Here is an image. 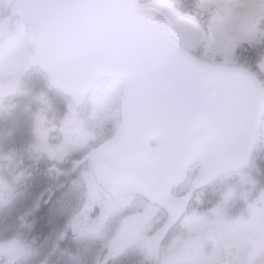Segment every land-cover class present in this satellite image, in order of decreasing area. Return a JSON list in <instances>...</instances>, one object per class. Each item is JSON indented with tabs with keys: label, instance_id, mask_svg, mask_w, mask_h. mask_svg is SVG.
Listing matches in <instances>:
<instances>
[{
	"label": "water",
	"instance_id": "1",
	"mask_svg": "<svg viewBox=\"0 0 264 264\" xmlns=\"http://www.w3.org/2000/svg\"><path fill=\"white\" fill-rule=\"evenodd\" d=\"M12 12L38 27L39 56L49 53L46 42L53 43L48 44V49L51 51L52 47L55 53L53 57L47 55L46 62L55 63L64 79L74 82V86L87 85L105 74L128 78L126 91H133L128 97L133 112L123 121L148 127L159 123L161 135L174 142L172 146L177 145L165 159L175 177L169 180V185L181 181L185 166L203 157L206 145H212V149L201 176L194 179L196 183L217 170L241 167L248 160L264 93L261 84L246 68L210 67L197 62L148 20L137 0H17ZM189 65L195 66V71ZM186 66L197 79L201 102L186 92ZM198 69L209 76L199 75ZM55 71L51 68V72ZM233 87L247 99L242 112L236 110L239 95L232 91ZM120 136L121 132L110 144L118 143ZM148 137L141 136V139L147 141ZM99 150L94 152L95 169L107 185L120 187L122 184L131 188L133 186L124 183L133 175L135 184L145 179L158 189L160 179L153 169L157 160L151 161V152L134 151L132 163L128 160L129 174L113 171L112 181L102 174ZM125 152L122 150L119 154L124 157ZM114 156L118 158L117 154ZM154 157L158 156L154 154ZM173 163L179 165L178 169ZM124 174L126 177H122ZM145 194L151 201L162 203L171 215L164 228L152 236L158 243L183 210L184 201L179 208L167 190L164 193L146 190ZM23 250L16 239L0 244V253L7 252L13 258L20 256Z\"/></svg>",
	"mask_w": 264,
	"mask_h": 264
},
{
	"label": "rangeland",
	"instance_id": "2",
	"mask_svg": "<svg viewBox=\"0 0 264 264\" xmlns=\"http://www.w3.org/2000/svg\"><path fill=\"white\" fill-rule=\"evenodd\" d=\"M217 3L218 0H200L198 4L202 11L207 12L212 10V6ZM142 7L152 18L164 16L167 19V21L164 19L158 21L166 33H173L171 25L185 42L196 44L203 38L201 32L191 24L192 21L180 16L172 8L169 0H148ZM251 28L225 31L219 36L210 35L207 38L206 46L211 49L225 48L227 58L229 61L233 60L232 51L230 52L232 45L237 38L244 36ZM28 38V33L21 31L0 45V81H6L10 77L23 74L21 68L24 65L22 59H19L20 47L28 41ZM189 66L192 71H195V67ZM20 71L21 75H19ZM196 73L202 75L198 71ZM33 77L39 76L30 72V78ZM24 80L26 84L22 88L21 94L16 97L17 99L4 101L0 96V109H2L0 116L11 120L15 117V108L12 106L23 105L27 95L33 94L28 90L36 87L34 81L26 77ZM119 84V81H100L91 91L83 106L72 103L75 116L74 130L77 137L72 142L66 143L61 159L52 160L47 164H53L56 161L61 164L65 157L71 155L69 151H66L70 145L76 149L77 146L84 147L102 138L116 113L117 103L119 104L121 90ZM52 100L55 105H58L59 112L69 105L58 98H52ZM64 112L61 114L63 115ZM1 127L2 123H0ZM56 132L61 133L59 128ZM11 134L12 132L5 133V135L0 134V142H5V137L9 138L8 136ZM51 135L54 137V134L51 133ZM59 140L60 138L54 142H59ZM26 155V152L20 151L0 152V242L17 237L28 247L23 258L13 262L6 256L3 260L0 258V264H96L101 248V235L106 237L107 246L113 249L112 257L119 256L118 252L126 245L132 242L137 244L134 251L124 252L125 249H123L120 252L122 256L115 261H112L111 257L109 264H147L145 240L165 221L163 217L161 218L160 209L151 206L143 207L140 202L136 206L139 207L137 238L128 235L130 237L127 236L117 246H113L115 233H121L122 224L130 220V209L125 212V209L122 208L118 216L103 228L90 230V217L88 218L87 213L80 215L79 218L74 217V214L80 212L81 206L90 197V194L79 195L75 200L77 193L71 185V181L81 173L83 166L76 169L66 166L70 169L67 178L60 180L59 186L47 187L45 191L41 192L42 187L36 188L28 180V172L32 168L26 165V162L30 161V159H25ZM44 159L48 161V159ZM162 168L164 167H160V169ZM259 170L256 165H253L250 170L245 169L226 175L222 180L214 182L207 191H194L190 207L181 222L187 225L186 231L190 230L191 234L194 237L198 236L199 239L191 245L177 250L178 264H192V262L194 264H221L222 261H227L230 264H264V230L258 231L256 227L264 223V176L261 177ZM50 179V184L53 185L54 182ZM42 180L48 181L46 177ZM90 181L93 184V180ZM92 206L94 205L92 204ZM213 206L231 214H239L241 211L247 215L250 213L249 227L244 231L230 234L222 244L213 240L205 233L200 219L191 212L192 209L198 211ZM45 220L49 226L48 237L39 243L34 236L41 232L42 223ZM76 227L78 233L74 237L72 231ZM80 227L86 230H82ZM176 231L177 226L171 230L165 241L171 240ZM62 235H65L64 241H60ZM67 243H70L76 251L65 250L64 246ZM247 246L251 248L248 251L245 250ZM82 252L84 254L80 259ZM242 258H244L243 261ZM131 261L134 263H130Z\"/></svg>",
	"mask_w": 264,
	"mask_h": 264
},
{
	"label": "clouds",
	"instance_id": "3",
	"mask_svg": "<svg viewBox=\"0 0 264 264\" xmlns=\"http://www.w3.org/2000/svg\"><path fill=\"white\" fill-rule=\"evenodd\" d=\"M264 29V0H218L212 6V10L204 13L202 18H197L191 24L203 33L205 42L210 35L219 36L225 31L247 29L257 25ZM197 53L202 48L196 50ZM32 58H38V51L30 53ZM264 63V58L261 59ZM217 65L222 63V57L215 59ZM248 71L257 80L264 82V68L255 62L248 64ZM15 108V106H12ZM19 118L22 120L27 132L28 140L24 151L30 159L46 158L48 160L61 159L62 152L67 143L69 134L74 130V107L71 101L68 109L63 115L56 112L44 93H33L29 99L18 108ZM59 128L64 133V139L58 143H52L57 137L51 135L53 129ZM148 143H155L149 141ZM96 162L88 161L81 169V173L71 181V185L80 196H87L91 193V183L88 177L94 170ZM56 168L55 163L50 165ZM57 171H59L57 169ZM107 196V193H105ZM192 214L197 216L207 235L219 243H224L230 234L244 231L249 227V218L241 211L239 214L224 212L215 206L205 209H192ZM187 225L183 222L177 225L174 237L163 242L157 249L146 254L147 264H178L177 250L191 245L198 241L190 230H185ZM264 230V223L261 224ZM114 255L113 249L107 246L106 237L101 235V248L98 252L96 264H109L110 258ZM194 264V262H192Z\"/></svg>",
	"mask_w": 264,
	"mask_h": 264
},
{
	"label": "flooded vegetation",
	"instance_id": "4",
	"mask_svg": "<svg viewBox=\"0 0 264 264\" xmlns=\"http://www.w3.org/2000/svg\"><path fill=\"white\" fill-rule=\"evenodd\" d=\"M11 2L12 0H0V19L6 17V12L8 10V4H10ZM25 60H27V56ZM32 69L38 70L36 67L28 65V63L26 62V65L23 68V74L22 75L20 74L21 76L19 78L20 80L19 87L21 88L22 86L23 88L25 86L26 81L24 80V77H26L27 79H32L36 86V87H33L32 90H28V91L41 93L43 92L44 89H46V85L44 84L46 83L44 75L43 73L33 72V73H36L39 77L30 78V71ZM29 95H27L25 102L29 99ZM1 99H5V97H1ZM106 134L108 135L109 131ZM88 161L89 160H86L83 163V165H85ZM57 169L59 171H57ZM73 169H76V168L73 167ZM69 170L70 169H68L67 167L60 168L59 166L56 165V168H53L52 180L54 183L53 185H51V187L59 186L60 180L67 178L69 174ZM94 175L95 173L94 171H92L90 176L93 177ZM93 182H94L92 186L93 192L90 193L89 199L81 206L79 215H83L87 213L88 218L90 217V225L91 223L97 224L99 229H101L110 220L115 219L118 216V214L122 211V208L125 209V212H127L130 209V212H131L130 220L122 224L121 233H117V232L115 233L116 237L112 243L114 244L113 246H117L128 235H131L132 238L133 236H136L137 238V234H136L137 233V223H138L137 216H138L139 207H136V206L138 205V202H139L138 194L136 195L135 194L113 195L108 191L106 187L98 184L94 179H93ZM105 193H107V196H105ZM91 199H99L98 204H94V206L90 207L89 202H91ZM90 225H89V229L91 230ZM93 229H96V227H93ZM136 245H137L136 242H132L126 245L123 249H125V251L127 250L134 251L135 249L133 248H135ZM122 250L118 252L119 255H122L120 254Z\"/></svg>",
	"mask_w": 264,
	"mask_h": 264
},
{
	"label": "trees",
	"instance_id": "5",
	"mask_svg": "<svg viewBox=\"0 0 264 264\" xmlns=\"http://www.w3.org/2000/svg\"><path fill=\"white\" fill-rule=\"evenodd\" d=\"M173 6L180 12L182 15L186 16L191 20H196L198 13L195 12L199 6L200 0H171ZM184 3V4H183ZM201 45L197 49H200ZM196 49V50H197ZM195 50L196 54L203 55L202 52ZM233 60L232 63L237 65H245L255 62L258 66L261 67V59L264 56V29H261L257 25H254V28L249 31V33L238 41L233 47ZM211 57V56H209ZM222 57V55H220ZM210 59L214 60L216 57H211ZM223 59V58H222ZM262 68V67H261ZM264 83V82H263ZM259 155L256 160L259 161V168L261 169V176H264V148L259 150Z\"/></svg>",
	"mask_w": 264,
	"mask_h": 264
},
{
	"label": "bare ground",
	"instance_id": "6",
	"mask_svg": "<svg viewBox=\"0 0 264 264\" xmlns=\"http://www.w3.org/2000/svg\"><path fill=\"white\" fill-rule=\"evenodd\" d=\"M128 27H130V26H128ZM186 72H187V74H188V79H186L185 80V82H186V84H187V90H186V92L188 93V94H191L192 93V95L195 97V99L198 101V102H201L202 101V94H201V92H200V89H199V87L197 86V83H196V78L193 76V74L190 72V70H189V68L186 66ZM232 91L233 92H235V93H237L239 96H238V106H237V111L239 110L240 112H242L243 111V109H244V105L246 104V102H247V99H246V97L245 96H243L242 94L240 95L239 94V92H240V90L237 88V87H233L232 88ZM253 103H254V101H253ZM252 107H253V104H252ZM211 117H212V115H211ZM132 127L130 126V129H131ZM174 144V142H172V141H170L169 139H165L164 141H163V144H161L160 143V147H164V146H169L170 148H167V149H164V150H168V151H173V150H176V148H177V145H174V146H172ZM128 153H133L134 151L130 148V144L128 143V150H126ZM164 160V159H163ZM162 160V161H163ZM170 164V163H169ZM173 165H174V168H176V169H178V167L177 166H179V165H177V164H175V163H173Z\"/></svg>",
	"mask_w": 264,
	"mask_h": 264
}]
</instances>
